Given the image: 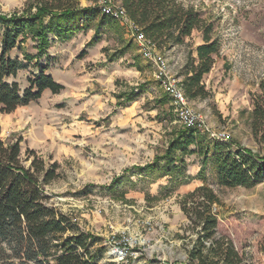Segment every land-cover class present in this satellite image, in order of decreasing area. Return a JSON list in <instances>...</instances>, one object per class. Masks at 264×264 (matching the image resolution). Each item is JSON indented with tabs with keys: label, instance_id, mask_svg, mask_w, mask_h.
I'll list each match as a JSON object with an SVG mask.
<instances>
[{
	"label": "rangeland",
	"instance_id": "374dc122",
	"mask_svg": "<svg viewBox=\"0 0 264 264\" xmlns=\"http://www.w3.org/2000/svg\"><path fill=\"white\" fill-rule=\"evenodd\" d=\"M34 1L0 0V15L34 12ZM176 1L210 22L211 37L219 44L211 70L202 77L207 96L188 99L202 118L199 132L211 139L208 133L225 131L231 145L262 154L248 122L264 81V0ZM88 23L70 40L51 41L49 72L64 88L58 94L45 90L39 100L0 113V137L6 142L21 138L22 153L33 149L45 162L58 164L59 177L43 191L52 207L96 239L91 248L96 264H191L188 249L196 235L187 229L180 202L204 181L195 174L196 182L183 188L186 183L164 188L167 177L143 169L163 153L174 132L186 127L155 78V64L137 49L136 27L119 20L118 34L106 27L95 31L96 20ZM201 42V32L192 31L182 45L157 48L179 84L188 55L195 57ZM23 48L32 52L29 39ZM81 50L86 52L82 58ZM33 70L29 65L16 75L21 88ZM131 89L137 98L117 105ZM184 159L186 171L191 162L200 168L197 156ZM203 172L219 200L213 206L216 233L231 241L238 264H264V182L226 188L216 184L212 164Z\"/></svg>",
	"mask_w": 264,
	"mask_h": 264
},
{
	"label": "trees",
	"instance_id": "16d2710c",
	"mask_svg": "<svg viewBox=\"0 0 264 264\" xmlns=\"http://www.w3.org/2000/svg\"><path fill=\"white\" fill-rule=\"evenodd\" d=\"M88 1L92 4L84 7L79 0H36L34 12L0 15V113H11L19 106L39 100L44 90L58 94L64 88L49 73L48 64L53 57L49 47L53 39L70 40L74 33L88 29L91 20H96L95 31L106 27L121 34L117 21L102 14L96 0ZM118 1L127 17L156 48L182 45L192 31L201 32L202 42L196 46L195 57L188 55L180 85L187 99L206 97L202 77L211 70L213 57L219 51L217 38L211 37L212 24L192 7L176 0ZM27 39L31 41L32 52L23 48ZM13 51L19 56L13 55ZM85 53L81 50L79 57ZM29 65L36 71L27 76V86L21 88L14 78L29 69ZM258 87L261 93L252 99L248 124L253 138L264 150V81ZM135 91L122 94L117 105L135 100L138 95ZM20 142L21 138L6 142L0 137V264H96L97 253L91 250L96 239L52 207L43 191L46 184L59 177L58 164L45 162L33 149L27 148L22 153ZM262 154L228 141L206 138L193 127L174 132L163 153L144 166L146 171L167 177L164 188H168L167 184L178 185L193 179L185 172L184 156L198 157L200 168L195 177L204 183L186 193L180 202L188 219L187 229L196 235L188 249L191 264L241 261L231 241L216 233L213 206L219 200L205 184L204 166L213 165L219 186L248 189L264 182V151Z\"/></svg>",
	"mask_w": 264,
	"mask_h": 264
},
{
	"label": "built area",
	"instance_id": "2783aa9c",
	"mask_svg": "<svg viewBox=\"0 0 264 264\" xmlns=\"http://www.w3.org/2000/svg\"><path fill=\"white\" fill-rule=\"evenodd\" d=\"M100 5L102 14H106L116 21L130 22L136 27L134 34V41L137 43V49L141 56L152 62L156 66L155 78L160 81V85L165 93L169 96L172 108L176 114L178 122L186 128H197L203 131L202 118L192 110L188 105V99L184 94L178 80L172 77L169 72L166 60L157 51L154 44L148 40L139 27L134 24L126 15L123 5L117 0H97ZM206 129V127L204 128ZM212 140L227 141L229 134L225 131L208 133Z\"/></svg>",
	"mask_w": 264,
	"mask_h": 264
},
{
	"label": "crops",
	"instance_id": "0c3cea01",
	"mask_svg": "<svg viewBox=\"0 0 264 264\" xmlns=\"http://www.w3.org/2000/svg\"><path fill=\"white\" fill-rule=\"evenodd\" d=\"M52 48V46H50L49 47V51H50V49ZM50 54L51 55H53L52 53H51V51H50ZM50 73V72H49ZM51 74V73H50ZM52 75V74H51ZM45 91V90H44ZM191 158H193V157H191ZM191 160H193V159H191ZM199 164V163H198ZM197 164H195L194 162H191L190 164H189V166H187V167H190V169H191V171H189L188 169H187V171L186 172H188V174H190V175H192V176H194L195 174H197V171L199 170V169H197L195 166H196ZM194 168H195V170H197V171H193L194 170ZM199 168V167H198ZM164 178L165 177H162L161 179L162 180H164ZM191 181H194V182H196V180H194V179H192V180H190V182ZM163 182V181H162ZM165 182V183H164ZM163 183L164 184H166L167 183V181H164ZM190 182H186V184H183V185H181L180 187H185L187 184H189ZM196 186H197V183L195 184Z\"/></svg>",
	"mask_w": 264,
	"mask_h": 264
},
{
	"label": "bare ground",
	"instance_id": "6f19581e",
	"mask_svg": "<svg viewBox=\"0 0 264 264\" xmlns=\"http://www.w3.org/2000/svg\"><path fill=\"white\" fill-rule=\"evenodd\" d=\"M115 253H117V252H115ZM119 255V254H118Z\"/></svg>",
	"mask_w": 264,
	"mask_h": 264
}]
</instances>
